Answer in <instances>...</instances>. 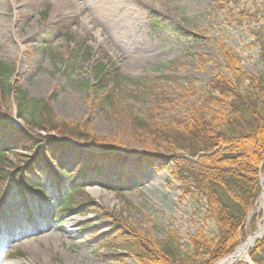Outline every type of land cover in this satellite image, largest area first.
Here are the masks:
<instances>
[{
	"label": "trees",
	"instance_id": "16d2710c",
	"mask_svg": "<svg viewBox=\"0 0 264 264\" xmlns=\"http://www.w3.org/2000/svg\"><path fill=\"white\" fill-rule=\"evenodd\" d=\"M242 1L216 0L208 16L215 19L225 14L246 27L264 63V8L251 10L243 7ZM151 21L156 31V18ZM64 36L69 46L62 57L65 73L89 68L90 115L101 112L123 129L132 144L168 155L181 198L204 203L205 218L215 228L210 233L199 230L188 234L185 241L169 228L162 239H155L151 233L108 215V232L100 239L102 248L138 264H216L234 253L246 240L247 226L251 234L260 220V215L250 216L261 196L260 175L264 172V70L258 75L245 71L243 58L226 41L212 39L221 59L216 63L217 74L199 89L190 81L180 86L176 101L191 98L181 115L175 112L174 99L163 90L162 81L167 79L126 77L110 55L104 49H93L86 37L70 32ZM15 76L16 64L0 62V205L16 189L23 196V206L29 199L48 201L57 195L53 197L60 213L95 210L87 193L77 194L94 186L88 177L95 168L93 162L113 161L112 169L103 172L111 185L115 175L122 180L116 166L124 165L131 153L117 152L123 148L120 141L95 135L90 118L73 123L60 119L50 99L29 97L12 80ZM129 101L148 107L137 114ZM14 112L28 131L13 125ZM39 131L56 137H43ZM9 155L28 157V161L12 163ZM64 158H68L67 169L61 167ZM140 161L164 170L150 156ZM123 181L133 185L135 179L123 176ZM111 188L118 192L116 186ZM249 257L253 264H264V236L249 251Z\"/></svg>",
	"mask_w": 264,
	"mask_h": 264
},
{
	"label": "rangeland",
	"instance_id": "374dc122",
	"mask_svg": "<svg viewBox=\"0 0 264 264\" xmlns=\"http://www.w3.org/2000/svg\"><path fill=\"white\" fill-rule=\"evenodd\" d=\"M215 1L0 0V62L16 64L12 80L29 97L50 99L60 119L73 123L90 118L95 135L120 141L123 148L117 152L131 156L116 169L121 167L124 175H135L133 185L118 179V175L110 185L103 172L112 169L113 161L93 162L95 168L88 177L94 186L77 193L90 196L89 205L96 207L90 215L78 210L60 213L53 197L57 195L45 202L29 199L23 206V196L12 189V196L0 205V264H137L102 248L100 239L108 232V215L151 233L155 239H162L169 228L184 241L196 231L215 230L205 218L204 203L181 198L170 157L162 150L149 152L132 144L123 129L101 112L90 115L89 68L66 74L62 61L69 50L64 34L86 37L93 49H104L126 77L167 79L162 81L163 90L174 99L175 112L183 115L191 98L176 101L182 92L180 86L190 81L199 89L217 74L216 63L221 59L212 39L226 41L243 58L245 71L258 75L264 70L261 50L246 27L225 14L215 19L208 16ZM263 5L264 0L242 1V6L251 10H263ZM152 17L158 24L156 31L151 26ZM195 35L196 41L191 37ZM129 103L137 114L148 107ZM11 121L27 130L15 116ZM145 155L164 170L140 165ZM8 160L24 163L28 157L9 155ZM67 161L62 160L63 169H67ZM113 186L118 192L112 190ZM253 215H260V220L251 234L247 226L246 240L258 231L264 219L258 203L250 219ZM71 225L74 232H69Z\"/></svg>",
	"mask_w": 264,
	"mask_h": 264
},
{
	"label": "bare ground",
	"instance_id": "6f19581e",
	"mask_svg": "<svg viewBox=\"0 0 264 264\" xmlns=\"http://www.w3.org/2000/svg\"><path fill=\"white\" fill-rule=\"evenodd\" d=\"M261 185H262V195L257 201L258 206H260V210L264 213V173L261 175ZM74 225L69 226V232H74V229L72 228ZM264 233V219L261 223L258 231L250 236L245 243H243L238 249L235 251V253L229 257H226L225 259L221 260L217 264H234L237 261L246 260L248 256L249 250L253 247L254 243L261 238V236Z\"/></svg>",
	"mask_w": 264,
	"mask_h": 264
},
{
	"label": "water",
	"instance_id": "95a60500",
	"mask_svg": "<svg viewBox=\"0 0 264 264\" xmlns=\"http://www.w3.org/2000/svg\"><path fill=\"white\" fill-rule=\"evenodd\" d=\"M240 262H243L245 264H253L249 258V256L247 257V260H244V261H240Z\"/></svg>",
	"mask_w": 264,
	"mask_h": 264
}]
</instances>
